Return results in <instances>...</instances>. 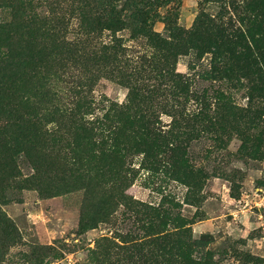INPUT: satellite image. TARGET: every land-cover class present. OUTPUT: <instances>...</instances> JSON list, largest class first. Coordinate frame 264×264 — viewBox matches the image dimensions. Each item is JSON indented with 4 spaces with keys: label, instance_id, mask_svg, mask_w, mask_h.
<instances>
[{
    "label": "rangeland",
    "instance_id": "374dc122",
    "mask_svg": "<svg viewBox=\"0 0 264 264\" xmlns=\"http://www.w3.org/2000/svg\"><path fill=\"white\" fill-rule=\"evenodd\" d=\"M145 1L0 0V264H264V0Z\"/></svg>",
    "mask_w": 264,
    "mask_h": 264
},
{
    "label": "trees",
    "instance_id": "16d2710c",
    "mask_svg": "<svg viewBox=\"0 0 264 264\" xmlns=\"http://www.w3.org/2000/svg\"><path fill=\"white\" fill-rule=\"evenodd\" d=\"M136 2H137V1H134V2L131 1L130 3H128V5H129V6H133L134 4H136ZM145 3H149V0L145 1Z\"/></svg>",
    "mask_w": 264,
    "mask_h": 264
}]
</instances>
